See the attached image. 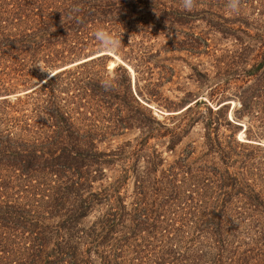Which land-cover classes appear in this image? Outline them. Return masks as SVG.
Wrapping results in <instances>:
<instances>
[{
    "label": "trees",
    "instance_id": "trees-1",
    "mask_svg": "<svg viewBox=\"0 0 264 264\" xmlns=\"http://www.w3.org/2000/svg\"><path fill=\"white\" fill-rule=\"evenodd\" d=\"M229 4L196 0L189 11L182 0H0V264H264V171L249 182L240 158L241 175L229 172L234 152L217 135L222 123L242 126L234 120L243 116L246 135L250 127L264 131V0H239L236 9ZM196 15L218 33L216 40L229 43L227 60L213 56L218 80L209 85V100L221 101L206 106L205 122L209 153L224 167L215 160L196 165V172L189 167L188 188L166 168L149 185L144 178H154L161 162L155 152L143 156L139 170V148L125 154L127 143H99L125 128H138L146 137L161 128L171 149L196 119L187 117L177 131L139 113L126 65L118 62L107 74L100 61L106 53L78 56L102 52L94 36L102 25L121 34L112 52L135 73L150 78L157 71L162 78L160 52L182 45L191 50L199 41L192 32L186 40L176 38L181 24ZM138 79L135 74L133 83L142 94ZM153 84L147 95H153ZM188 97L161 104L173 108ZM197 102H187L177 114L187 115ZM130 157L135 200L128 206L119 192L128 168L116 176L105 170ZM99 206L103 210L92 214Z\"/></svg>",
    "mask_w": 264,
    "mask_h": 264
},
{
    "label": "rangeland",
    "instance_id": "rangeland-1",
    "mask_svg": "<svg viewBox=\"0 0 264 264\" xmlns=\"http://www.w3.org/2000/svg\"><path fill=\"white\" fill-rule=\"evenodd\" d=\"M198 8H203V4H197ZM210 31V32H209ZM192 32V36H197L199 39L198 45L194 47L192 45V49L188 50L186 45H182V48L173 51H162L160 52V57H165L162 63L166 66L164 72V77L157 78V71H153L152 77H147L146 74L133 71V69L123 62L121 58L117 54L112 51H102V52H87L78 57H87L89 58L101 53H106L107 55H101V60L103 61L108 69L107 74H110L111 68L118 62L126 65L130 73V90L138 101L137 110L139 113L143 115H150L153 119L157 120L159 123L164 124L167 127H175L174 129L179 131L180 128L185 126V122L187 121V117L193 116L196 120L192 123V125L187 128L186 132L181 135V138L174 143V146L169 149L167 147L168 139L167 135L159 134L162 132L161 128L158 130H153V132L146 137L144 131H140L138 128H125L121 129L119 133L109 136V139L103 140L99 143L100 148H112L117 144L127 143L124 145L125 154L129 150H133L139 148L142 152V156L136 158L137 169H142L145 165L143 156H147L150 154L151 157H154V152L157 154L156 157L161 159L160 164L154 170V178L151 176H147L146 184L151 185V181L153 182L161 176L162 169L168 168V172L171 178H176V182L181 184L185 188L187 182H189L186 174V171L191 167L192 172H196L194 167L196 165L206 167V165H211V161L215 160L219 167H224V165H220L217 162L216 157H212L209 153V144L207 140L206 133L208 131L209 136V126L206 127L205 122L209 121V103L214 107L221 100H209V85L215 82L217 77H214L215 70L213 68V56L214 54L224 55V61L227 60L228 55V39H220L216 40L218 37V33H213L209 29V25L205 22V20L199 18L197 15L193 17L190 21L182 23L179 27V34L176 38H183L186 40L188 34L190 35ZM171 37L170 35L161 39L160 43H163L167 38ZM205 40V41H204ZM89 53H95L90 55ZM75 59V58H74ZM81 59V60H83ZM80 61V60H78ZM76 61V62H78ZM76 62L66 64L65 66H61L57 69L66 67L68 65H72ZM61 65V63L48 68L42 74L35 76L32 81L27 82L24 86L19 84L18 89H15L16 92H12L10 97L15 94L23 93L29 90L34 83L38 82L42 77L47 75L50 70ZM55 69V70H57ZM157 68L154 67V70ZM138 75V89L142 94H138L135 90V85L133 83V77ZM162 74V73H161ZM163 75V74H162ZM219 78V77H218ZM153 82L157 84H153V95H147L146 90H149L152 86H150ZM147 83V85H145ZM189 95L185 100V102L173 107L166 108L161 102L165 103L168 100L176 102L181 96ZM146 96H150L151 99H147ZM198 99V102L195 106L192 105L190 112L187 115L180 116L177 112L184 107V105L189 102L192 104L194 99ZM226 97L222 98L225 99ZM226 100V99H225ZM217 103H216V102ZM228 101V100H226ZM234 103L233 99H230L227 107L225 109V113L227 117L232 116V104ZM217 118L221 120V115L216 114ZM246 116H243L242 119L238 121L234 120V123L243 124L239 128L234 127L233 122L231 125H227L222 123L217 128L218 140L221 141V144L226 142L233 150V155L230 159L234 160L227 163V169L231 173H237L239 176L241 175V170L243 168V162L240 161V158L245 161L247 164L248 175H245L249 182L252 180L249 178L250 176L256 177L258 179V175L264 171V133L260 134V132H264L263 130H258L254 127L249 128V134L246 135L245 131L242 130L245 125ZM156 125V124H155ZM145 136V140L143 143H140L141 137ZM236 152H242V155H237ZM235 158L237 159L235 161ZM132 157L126 158L123 161L116 160V162L112 165L111 168L105 170L108 176H116L121 171V168L126 169L127 173L126 180L122 183L119 188L120 195L125 201L126 205L135 200V179L134 174L130 170V165ZM135 161V160H134ZM175 162V163H174ZM178 164H181L180 167H177ZM169 166H175L169 167ZM185 166V167H184ZM226 166V165H225ZM182 168V169H179ZM187 168V169H185ZM185 170V171H184ZM167 173V170H165ZM210 175V171H209ZM203 183H207V178L202 179ZM103 206H99L98 209H94L92 214H97V211L103 210ZM89 219L92 216L88 217Z\"/></svg>",
    "mask_w": 264,
    "mask_h": 264
},
{
    "label": "clouds",
    "instance_id": "clouds-1",
    "mask_svg": "<svg viewBox=\"0 0 264 264\" xmlns=\"http://www.w3.org/2000/svg\"><path fill=\"white\" fill-rule=\"evenodd\" d=\"M239 0H230L229 6L233 9L238 7ZM196 5V0H182V7L186 10H192ZM94 36L100 45L101 51H117L121 45V34H113L103 28L102 25L97 26ZM104 87H110L107 81L102 82Z\"/></svg>",
    "mask_w": 264,
    "mask_h": 264
}]
</instances>
